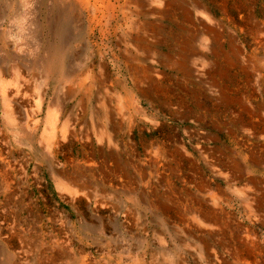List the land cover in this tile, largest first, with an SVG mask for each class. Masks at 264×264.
I'll list each match as a JSON object with an SVG mask.
<instances>
[{
  "label": "rangeland",
  "instance_id": "obj_1",
  "mask_svg": "<svg viewBox=\"0 0 264 264\" xmlns=\"http://www.w3.org/2000/svg\"><path fill=\"white\" fill-rule=\"evenodd\" d=\"M0 264H264V0H0Z\"/></svg>",
  "mask_w": 264,
  "mask_h": 264
},
{
  "label": "bare ground",
  "instance_id": "obj_2",
  "mask_svg": "<svg viewBox=\"0 0 264 264\" xmlns=\"http://www.w3.org/2000/svg\"><path fill=\"white\" fill-rule=\"evenodd\" d=\"M58 19L54 20L53 18H49L46 21V26L49 31L48 35H50L51 40L54 44L60 43L62 39L65 38V29H63L62 24H60V21H63V24H66V21L64 19L69 20L71 17L70 11H69V17H68V6L64 5V7L60 8V11L58 12ZM80 32L77 30L75 33H73V36H70V39L77 38L79 36ZM67 40H69V37H66ZM65 38V39H66ZM60 41V42H59ZM48 44V43H47ZM56 56H58L59 59H63L65 56L64 52L58 49L52 45L48 44L44 47L43 57L41 59V68L46 69L45 71L51 70V68L54 67L53 61L56 59ZM59 62V69H61L63 66L62 61L58 60ZM48 123L53 126L55 123V119L53 116H49Z\"/></svg>",
  "mask_w": 264,
  "mask_h": 264
}]
</instances>
